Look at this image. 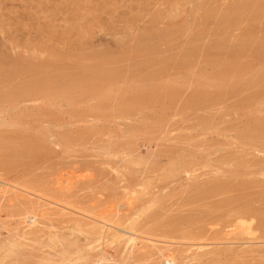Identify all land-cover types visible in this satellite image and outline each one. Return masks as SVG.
Returning <instances> with one entry per match:
<instances>
[{
  "label": "rangeland",
  "instance_id": "374dc122",
  "mask_svg": "<svg viewBox=\"0 0 264 264\" xmlns=\"http://www.w3.org/2000/svg\"><path fill=\"white\" fill-rule=\"evenodd\" d=\"M263 51L264 0H0V178L22 185L0 264H87L97 215H139L176 264H264ZM35 78L55 88L13 94ZM153 248L137 264H169Z\"/></svg>",
  "mask_w": 264,
  "mask_h": 264
},
{
  "label": "bare ground",
  "instance_id": "6f19581e",
  "mask_svg": "<svg viewBox=\"0 0 264 264\" xmlns=\"http://www.w3.org/2000/svg\"><path fill=\"white\" fill-rule=\"evenodd\" d=\"M246 3V2H245ZM263 5V4H262ZM238 7V6H237ZM233 47V46H232ZM215 49V48H214ZM262 49V48H261ZM264 52V51H263ZM210 54V53H209ZM196 56V55H195ZM11 57V56H10ZM10 57H7L6 59L8 60L7 61V63L9 64V59H10ZM234 57V56H233ZM4 60V59H3ZM14 60V59H13ZM213 60H214V58H213ZM2 62H1V60H0V64H1ZM6 62L4 61V63L3 64H5ZM23 64V63H22ZM25 64V63H24ZM175 64V63H174ZM2 65V64H1ZM13 65H15V63H13L12 62V67H14ZM17 65V66H16ZM15 66V68H18L19 66H18V64H16ZM3 66H5L6 67V65H3ZM2 66V67H3ZM9 66V65H8ZM29 66H30V64H29ZM29 66H28V68H29ZM1 67V66H0ZM12 67H10V69L12 68ZM21 67H23V66H21L20 65V67H19V69H18V71L20 70V68ZM7 68H9V67H7ZM14 68V69H15ZM27 68V69H28ZM32 68V67H31ZM13 68L10 70V73H12L13 72V74L17 71V69H15L16 71H12V70H14ZM4 71H5V69H3ZM3 70H1V71H3ZM8 70V69H7ZM6 70V71H7ZM21 70H23V68H21ZM25 70H26V68H25ZM25 70L24 71H20V72H25ZM29 70H30V68H29ZM29 70H26L27 71V74H28V72H29ZM0 71V72H1ZM3 71V72H4ZM34 71V70H33ZM32 71V72H33ZM10 73H8L9 75H10ZM2 73H0V75H1ZM7 76H8V74H7V72L5 73ZM4 74V75H5ZM25 74V73H24ZM115 74V73H114ZM114 74H113V76H114ZM264 74V73H263ZM3 75V74H2ZM0 76V79H2V80H6V76ZM15 75V74H14ZM108 75V74H107ZM260 75V74H259ZM11 76V78L12 77H14V76H12V75H10ZM109 76V75H108ZM262 76V75H261ZM88 77V76H87ZM10 78V79H11ZM38 78V77H37ZM48 78V77H47ZM51 78V77H50ZM90 78V77H89ZM116 78V77H115ZM36 79V78H35ZM42 79V80H41ZM40 80H37L36 79V81L35 82H32V83H27V84H24V85H22V86H20L17 90L18 91H15L13 94L16 96V97H22V98H27V97H32V96H34L33 94H36L37 92V94H39V92L41 93V92H43L44 91V89H45V87L48 89L49 88V84L50 85H52L54 88H55V79H49V81H48V83L46 82L47 81V79H44V80H46V81H44L43 80V78H41ZM100 79V78H99ZM103 79V78H102ZM7 80H9V77H8V79ZM84 80V79H83ZM89 79H87L86 80V82H88L89 83V81H88ZM91 80L92 81H95L96 80V78L94 79L93 77H91ZM60 81V80H59ZM107 81H108V79H107ZM256 81V80H255ZM0 82H2L1 80H0ZM43 82H45V84L43 83ZM80 82H82L83 83V81H80ZM79 82V83H80ZM85 82V81H84ZM101 81H99V83H100ZM256 82H258V81H256ZM88 83H87V85H88ZM91 83V82H90ZM98 83V84H99ZM261 83V82H260ZM54 84V85H53ZM86 84V83H85ZM101 84H102V82H101ZM258 84V83H257ZM77 85V84H76ZM80 85H83V84H81L80 83ZM90 85H92V84H90ZM95 85V87H96V84L95 83H93V85L92 86H94ZM262 85V84H261ZM1 86V85H0ZM48 86V87H47ZM66 86H72V83L70 84V85H66ZM259 86V85H258ZM73 87V86H72ZM72 87H68L69 88V90H68V88H67V90H68V92L71 90V88ZM85 87V86H84ZM2 87H0V90H1V93L4 91V90H2L1 89ZM63 88V87H62ZM65 88V89H66ZM91 88V87H90ZM98 88V87H97ZM160 88V87H159ZM208 88V87H207ZM43 89V90H42ZM46 89V91H44L43 93H47L48 92V90H50V89H48L47 90ZM53 89V88H52ZM93 89H95V88H93ZM101 89V88H100ZM14 90V89H13ZM53 90H55V89H53ZM63 91H64V88L62 89ZM67 90L65 91V92H67ZM51 91V90H50ZM49 91V92H50ZM48 92V93H49ZM53 92H55V91H53ZM147 92V91H146ZM152 92V91H151ZM150 92V93H151ZM59 93H61L60 91H59ZM131 93V92H130ZM143 93V92H142ZM145 93V92H144ZM156 93H157V91H156ZM155 93V94H156ZM3 94V93H2ZM7 94H8V92H6V93H4V95H6L7 96ZM54 94V93H53ZM68 94V93H67ZM71 94H72V92H71ZM161 94V93H160ZM49 95V94H48ZM159 95V94H158ZM195 95V94H194ZM202 95H203V93H202ZM131 96V95H130ZM138 96V95H137ZM209 96V95H208ZM36 97V96H35ZM48 97H50V96H48ZM58 97V96H57ZM67 97V96H66ZM136 97V96H135ZM151 97V96H150ZM55 98V97H54ZM59 98H60V96H59ZM134 98V97H133ZM162 98V97H161ZM75 99V98H74ZM125 99V98H124ZM133 100V99H132ZM202 100V99H201ZM209 100V99H208ZM124 101V100H123ZM127 101V99H125V101H124V104H125V102ZM129 102L131 101V100H128ZM74 102V101H73ZM133 103V102H132ZM127 104H128V102H127ZM198 104H199V101H198ZM122 106H123V104H122ZM240 106V105H239ZM127 107H129V106H127ZM123 108V107H122ZM124 108H125V106H124ZM232 110V109H231ZM119 111H120V109H119ZM122 116V115H121ZM258 124H257V128H258V125H259V128H261V131L262 132H264V118L260 121V119H259V121L257 122ZM255 125H256V122L254 123ZM256 132H258V131H256ZM264 136V135H263ZM262 136V137H263ZM19 186H22V185H19ZM19 186H17V184H13V183H11V182H9V181H7V180H5V179H1L0 178V190H2L4 193H8V191H12V190H19L18 192H21V188L19 187ZM23 188H26V187H23ZM15 192V191H14ZM17 192V193H18ZM23 194H25V193H27L26 195H33V194H35V193H29L30 191H27V188L25 189V191L23 190ZM19 194V193H18ZM18 194H17V196H18ZM22 194V193H21ZM8 195V194H7ZM34 196V195H33ZM28 198V197H27ZM38 198H40V199H43V198H41V197H38ZM5 199V198H4ZM9 199H10V197H9ZM39 200H35V202H37V204H39V202H38ZM14 202V201H13ZM33 202V200H30V203H32ZM40 202H42V201H40ZM28 203V202H27ZM50 203H52V202H50ZM56 203V202H55ZM34 204H36V203H34ZM36 204V206H37V209L33 206V203H32V206L34 207H32V208H30V210L31 209H34V210H31V211H29V213H27V215H26V221L25 222H27L28 223V225H27V227H20V230L22 231V233H21V238H24V239H27V236L28 235H30V234H33V233H35V231H37L36 229H38L39 227H41V225H42V222H41V214L40 213H38L39 211H41L39 208H40V204L39 205H37ZM42 204V203H41ZM12 205V204H11ZM26 205V204H25ZM6 207V206H5ZM248 207V206H247ZM45 208V207H44ZM46 209V208H45ZM37 210H39V211H37ZM251 210V209H250ZM249 210V211H250ZM46 211V210H45ZM127 211V210H126ZM43 212V211H42ZM58 212V211H57ZM2 212H1V209H0V229L2 228V227H4L5 226V219H3V217H2V214H1ZM25 212H24V215L26 214ZM46 213V212H45ZM67 214V213H66ZM44 215V214H43ZM60 215H62V214H60ZM129 215V214H128ZM97 216H99V215H97ZM97 216H95L94 218L92 217V219L94 220V224H89V223H87L86 225H90V227H91V234H92V236H95V238H96V240H94L93 242L94 243H99V245H100V252H99V254L97 255V256H95V258H93V259H89V260H87L88 261V263L87 264H110V260L111 259H108V256H109V252L110 251H107L108 250V248H107V250H106V245H107V242L110 240V239H112V241H116V242H124L125 244H126V246H125V254H124V257H123V261H121L119 264H137L138 263V260H140L139 258H141V253H144V252H149L151 249H150V247H156L159 251H160V253H161V255L164 257V256H166L167 258L164 260V262L163 263H165V262H168L169 264H176L177 263V260H178V258H177V256H176V254H175V252L173 251V250H171V248H170V246H168V247H164L163 245L162 246H160L158 243V241H157V239H153V238H151V237H148L147 235H144V234H146L145 233V231H141V229L138 227V225H139V218H140V216L139 215H132V216H129L127 219H125L123 222H115V221H112L111 219H107L105 216H102V217H97ZM97 217V218H96ZM7 218V217H6ZM72 221V220H71ZM73 221H75V223H79V222H81V220H78V219H75V220H73ZM84 221H82V223H83ZM81 223V224H82ZM4 225V226H3ZM80 225V224H79ZM235 225V224H234ZM244 226H245V224H244ZM19 227V226H18ZM141 227V226H140ZM249 227V226H248ZM242 228V227H241ZM41 229V228H40ZM244 229L245 228H242V230L241 231H243V232H245L244 231ZM42 230V229H41ZM52 230V229H51ZM230 231V230H229ZM247 231H249V232H254L253 230H251V228H247ZM147 232V231H146ZM15 233H17V236H18V232L16 231ZM149 233V232H148ZM20 234V233H19ZM232 239H234V238H232ZM239 239V238H238ZM163 241V240H162ZM149 242H151L152 243V246H149ZM169 242V241H168ZM243 242V241H242ZM247 242H249V241H247ZM178 243V242H177ZM244 243V242H243ZM168 244V243H167ZM179 244V243H178ZM246 244V243H245ZM243 245V244H242ZM231 246V245H230ZM251 246V245H250ZM92 247V246H91ZM141 248H143V250H144V252L141 250ZM152 249V250H154L155 251V249ZM250 248V247H249ZM255 248V247H254ZM148 249H149V251H148ZM242 249H244V247L242 248ZM252 249V248H251ZM141 250V251H140ZM182 250V249H181ZM190 250V249H189ZM185 251H188V249H186ZM206 251V250H205ZM241 251H243V250H241ZM182 252H184V251H182ZM191 252V251H190ZM257 252V251H256ZM197 253V252H196ZM198 253H199V250H198ZM190 254V253H189ZM145 255V254H144ZM143 255V256H144ZM155 255V254H154ZM182 255V254H181ZM195 255V254H194ZM66 256V255H65ZM151 256V255H150ZM67 257V256H66ZM110 257V256H109ZM152 257V256H151ZM151 257H149V258H151ZM148 259V258H147ZM65 261H67V262H65ZM141 261V260H140ZM142 262V261H141ZM64 263H66V264H69V263H71V264H77V263H75L73 260H68L67 258L66 259H64ZM161 264V263H160Z\"/></svg>",
  "mask_w": 264,
  "mask_h": 264
}]
</instances>
